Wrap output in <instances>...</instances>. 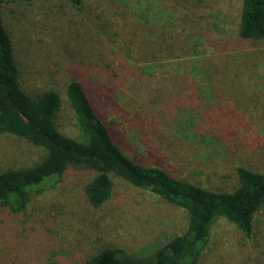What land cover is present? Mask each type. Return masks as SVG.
<instances>
[{"label": "rangeland", "instance_id": "374dc122", "mask_svg": "<svg viewBox=\"0 0 264 264\" xmlns=\"http://www.w3.org/2000/svg\"><path fill=\"white\" fill-rule=\"evenodd\" d=\"M21 84L59 94L58 129L83 140L68 84L80 81L121 151L138 164L213 191L237 169L264 172V38L239 35L243 0H0ZM46 150L0 135V172ZM92 176L70 171L0 225V264H83L104 247L135 262L189 229L188 211L114 177L89 203ZM1 224V222H0ZM198 264H264V206L247 236L214 220Z\"/></svg>", "mask_w": 264, "mask_h": 264}, {"label": "trees", "instance_id": "16d2710c", "mask_svg": "<svg viewBox=\"0 0 264 264\" xmlns=\"http://www.w3.org/2000/svg\"><path fill=\"white\" fill-rule=\"evenodd\" d=\"M0 1V135L11 133L46 150L31 167L0 172V225L16 222L30 196L43 187L63 181L70 171L92 176L85 185L91 205L97 207L114 194L118 176L185 208L189 229L158 247L148 261L130 260L121 248L104 247L83 264H198L218 217L237 225L247 236L253 231L254 213L264 206V172L239 167L233 191H213L172 177L158 167H148L128 158L119 148L108 125L94 109L80 81H71L67 94L85 138L64 135L56 125L60 97L56 91L30 93L21 84L11 33ZM239 35L243 40L264 38V0H243Z\"/></svg>", "mask_w": 264, "mask_h": 264}]
</instances>
